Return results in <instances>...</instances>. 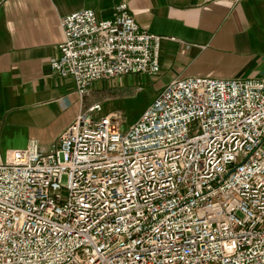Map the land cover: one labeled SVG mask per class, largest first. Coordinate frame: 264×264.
Here are the masks:
<instances>
[{"label":"built area","instance_id":"2783aa9c","mask_svg":"<svg viewBox=\"0 0 264 264\" xmlns=\"http://www.w3.org/2000/svg\"><path fill=\"white\" fill-rule=\"evenodd\" d=\"M61 24L50 66L82 98L160 71L125 2ZM100 110L0 157V264H264V78L174 79L126 129Z\"/></svg>","mask_w":264,"mask_h":264},{"label":"crops","instance_id":"0c3cea01","mask_svg":"<svg viewBox=\"0 0 264 264\" xmlns=\"http://www.w3.org/2000/svg\"><path fill=\"white\" fill-rule=\"evenodd\" d=\"M121 2L141 28L163 36L159 85L189 76L264 78V0H6L0 5V157L31 142L53 149L90 106L101 105L96 114L109 111L95 88L106 79L82 98L74 80L50 64L64 40V16L88 8L109 18ZM131 77L108 79L105 87L126 86Z\"/></svg>","mask_w":264,"mask_h":264},{"label":"rangeland","instance_id":"374dc122","mask_svg":"<svg viewBox=\"0 0 264 264\" xmlns=\"http://www.w3.org/2000/svg\"><path fill=\"white\" fill-rule=\"evenodd\" d=\"M106 80L96 85L95 88L99 90L96 95L99 100L107 104L109 107L107 114L121 123L122 129H126L139 118L163 87L159 85L157 78L144 74H134L126 86L111 89L105 87ZM89 94L90 92L86 96Z\"/></svg>","mask_w":264,"mask_h":264}]
</instances>
